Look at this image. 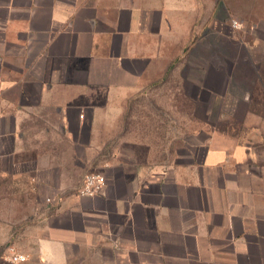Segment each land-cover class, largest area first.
<instances>
[{"label":"crops","instance_id":"0c3cea01","mask_svg":"<svg viewBox=\"0 0 264 264\" xmlns=\"http://www.w3.org/2000/svg\"><path fill=\"white\" fill-rule=\"evenodd\" d=\"M225 1L0 0V264H264V0L227 2L244 41ZM180 66L231 122L160 155L139 102Z\"/></svg>","mask_w":264,"mask_h":264},{"label":"rangeland","instance_id":"374dc122","mask_svg":"<svg viewBox=\"0 0 264 264\" xmlns=\"http://www.w3.org/2000/svg\"><path fill=\"white\" fill-rule=\"evenodd\" d=\"M231 5H235L238 11L243 10V4L245 0H229ZM228 2V0H227ZM225 1L224 9L227 11V15L222 17L221 15V25L219 29L224 33L237 31V36H240L238 40H241L243 37L242 31L244 26L238 24L239 27H233L232 22L236 20L231 14L232 10L228 8V4ZM253 2V13L259 12L258 2L259 0H252ZM225 4L227 6H225ZM233 6L232 8H234ZM255 7V8H254ZM221 9V8H220ZM222 10V9H221ZM230 10V11H229ZM229 12V13H228ZM241 27V29H240ZM241 33V35L239 34ZM247 39V38H246ZM228 40L223 39L221 43H227ZM244 41V38L241 40ZM174 71V72H173ZM170 76L166 77L162 82L155 84L145 92L150 96V99L144 98L140 99L139 110L142 112H149V119L140 118V128L143 130L147 129V126L150 127V130H154L153 136L155 139V144L159 147L160 155L165 149H172L174 151L180 146L182 138L188 137L186 132L187 130H194L201 126H212L216 124L220 127H226L231 120L227 119L226 109L228 105L221 103V98L214 95L208 97L209 102H192V95L188 92V89L183 86L182 78H185V72L181 70V66L177 70H173ZM189 73V72H188ZM197 73L191 71L190 75H187V79L190 80L191 77H195ZM228 81V72H224V82ZM182 84V85H181ZM224 88L220 87L219 93L223 94ZM216 97V98H215ZM211 98L215 99L214 102H211ZM219 99V100H218ZM226 108V109H224ZM203 110V112L201 111ZM213 111V113L211 112ZM195 111L202 112L203 118H197ZM221 113L223 116L217 118V115ZM143 114L142 116H144ZM129 123L128 127L131 126V123L134 122V125L137 124V120H127ZM149 124V125H148ZM135 127V126H134ZM187 128V130H186ZM151 132V131H150ZM5 255V254H4ZM4 257V256H3Z\"/></svg>","mask_w":264,"mask_h":264},{"label":"built area","instance_id":"2783aa9c","mask_svg":"<svg viewBox=\"0 0 264 264\" xmlns=\"http://www.w3.org/2000/svg\"><path fill=\"white\" fill-rule=\"evenodd\" d=\"M233 27H239L236 22H232ZM105 177L100 173L87 174L80 187L76 191L79 197H92L100 195L105 187ZM28 256L19 252L14 246H7L5 249L4 260L11 264H19L25 262Z\"/></svg>","mask_w":264,"mask_h":264}]
</instances>
